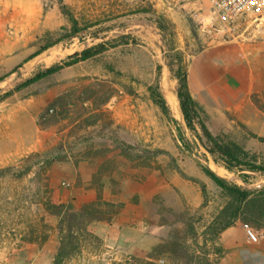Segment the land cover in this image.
Wrapping results in <instances>:
<instances>
[{
    "label": "rangeland",
    "instance_id": "rangeland-1",
    "mask_svg": "<svg viewBox=\"0 0 264 264\" xmlns=\"http://www.w3.org/2000/svg\"><path fill=\"white\" fill-rule=\"evenodd\" d=\"M62 1L84 29L26 60L70 22L58 0H0V169L30 166L21 177L0 174V264H216L223 249L208 226L228 197L202 166L252 189L264 186V174L243 182L191 136L173 56L183 58L208 129L264 163V143L238 118L251 113L237 65L250 18L223 19L208 3L188 0ZM104 28L110 29L95 33ZM122 36L127 43L15 89L39 69ZM158 66L168 115L149 91ZM251 92L264 114V94ZM30 154L58 160L50 167L36 157L25 163ZM51 204L90 206L104 220L63 221Z\"/></svg>",
    "mask_w": 264,
    "mask_h": 264
},
{
    "label": "trees",
    "instance_id": "trees-1",
    "mask_svg": "<svg viewBox=\"0 0 264 264\" xmlns=\"http://www.w3.org/2000/svg\"><path fill=\"white\" fill-rule=\"evenodd\" d=\"M58 1L61 12L67 17L68 21L70 22L68 31L59 37L47 40L44 45H42L36 52L31 54L26 60L37 56L49 47H52L53 45H56L65 39H70L79 35V33L84 29L79 25L77 19L68 10L67 6L63 4V1ZM109 29L110 28H104L95 33L97 34ZM127 40L128 36H122L116 40L100 42L98 44L85 48L80 52H75L71 55H68L60 62L53 63L43 69H39L38 71L33 73V75L17 85L15 89L19 90L21 88L27 87L50 75L58 73L62 69L76 64L79 61H85L93 58L107 51L109 48L115 47L119 43H127ZM173 57L177 60L178 63L177 69L175 71V78L177 80L176 96L178 105L185 127L190 132L191 136L201 143V145L211 155L215 163L223 166L229 172H236L243 182H250L251 173L264 174V163L258 161L257 156L251 154L236 142L223 141L219 136L214 135L208 129L204 121V110L200 107V105L193 98L189 91L187 71L186 66L184 65L183 58L181 54L178 53L174 54ZM159 70L160 66L157 67V77L155 83L149 87V91L153 101L161 108V110L166 115H168L169 106L160 90L158 80ZM2 79L3 76L0 77V81ZM12 93L13 90H10L6 92L4 96H9ZM242 127L246 129L253 138L264 143V136L254 134L253 132L249 131L243 124ZM178 135L179 140L181 141L183 146L189 149V141L180 131V129L178 130ZM34 157L39 159V162L46 165L47 167H50L55 161L58 160V156L55 155H45L42 157L39 154H30L25 158L24 162L28 163ZM29 170L30 166L27 165L23 170L18 172H16L12 166H6L0 169V174L4 175L12 172L13 176L21 177L24 174L28 173ZM202 171L228 197L227 202L219 210L213 222L208 226L207 233H209V235L211 236L210 239L215 240L223 230L233 225L234 222L239 218L244 225L253 223L258 228L264 226V186L257 189L243 187L218 175L208 165L202 166ZM201 191L204 199H206L207 194L204 184H201ZM48 210H51L54 214L63 215V221L66 217H69V219L67 220L70 222L72 220L87 222L103 219L102 216L98 214L99 212H97L90 206H82L78 210H75L74 206L70 204H67L66 206L51 204L48 206ZM244 214H246L245 217H243Z\"/></svg>",
    "mask_w": 264,
    "mask_h": 264
},
{
    "label": "crops",
    "instance_id": "crops-1",
    "mask_svg": "<svg viewBox=\"0 0 264 264\" xmlns=\"http://www.w3.org/2000/svg\"><path fill=\"white\" fill-rule=\"evenodd\" d=\"M249 18L250 22L240 33L238 40L237 65L242 69L241 79L243 91L246 93L244 96L251 113H239L238 118L249 131L260 135L258 130L261 127L258 123L264 118V114L250 100V93L258 91L264 94V12L258 18ZM260 235L258 242L250 241L245 232V225L239 220L235 221L223 230L215 241V244L223 249L216 264H264V231L260 232Z\"/></svg>",
    "mask_w": 264,
    "mask_h": 264
},
{
    "label": "built area",
    "instance_id": "built-area-1",
    "mask_svg": "<svg viewBox=\"0 0 264 264\" xmlns=\"http://www.w3.org/2000/svg\"><path fill=\"white\" fill-rule=\"evenodd\" d=\"M193 3H208L210 8L223 19H234L238 16L258 18L264 12V0H188ZM52 111V110H50ZM245 232L248 239L258 242L261 235L254 232L245 225Z\"/></svg>",
    "mask_w": 264,
    "mask_h": 264
},
{
    "label": "bare ground",
    "instance_id": "bare-ground-1",
    "mask_svg": "<svg viewBox=\"0 0 264 264\" xmlns=\"http://www.w3.org/2000/svg\"><path fill=\"white\" fill-rule=\"evenodd\" d=\"M170 97V99H171V95L169 96ZM174 97V100H175V96H173ZM174 106L177 108V103H176V101H175V103H174Z\"/></svg>",
    "mask_w": 264,
    "mask_h": 264
}]
</instances>
